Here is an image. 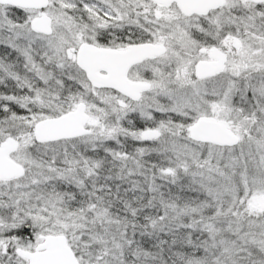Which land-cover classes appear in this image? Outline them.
Listing matches in <instances>:
<instances>
[{"label":"snow or ice","instance_id":"snow-or-ice-1","mask_svg":"<svg viewBox=\"0 0 264 264\" xmlns=\"http://www.w3.org/2000/svg\"><path fill=\"white\" fill-rule=\"evenodd\" d=\"M0 264H264V0H0Z\"/></svg>","mask_w":264,"mask_h":264}]
</instances>
